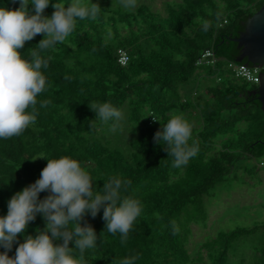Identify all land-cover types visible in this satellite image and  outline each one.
<instances>
[{
	"label": "trees",
	"instance_id": "16d2710c",
	"mask_svg": "<svg viewBox=\"0 0 264 264\" xmlns=\"http://www.w3.org/2000/svg\"><path fill=\"white\" fill-rule=\"evenodd\" d=\"M89 1L102 9L96 19L78 20L63 43L41 52L50 59L41 69L47 83L37 97L35 123L19 136L0 139V217L16 192L40 178L46 158L69 156L89 172L94 190L119 178L121 198L139 199L142 208L125 243L119 233L105 230L103 208L95 218L86 213L81 224L91 225L98 237L84 253L86 264H120L132 257L133 264H264V223L221 231L194 253L188 247L192 226L207 221L205 201L214 190L239 181L240 173L255 177L264 169L256 165L264 160L257 86L233 78L227 68L240 54L232 38L264 0H173L164 15L138 0L132 10L112 6L113 0H83ZM56 2L67 7L72 0H50L44 16L51 17ZM19 7L20 0H0V8ZM41 39L43 34L27 41L22 56L29 58L28 50ZM119 49L128 55L125 66L117 61ZM205 49L213 51L216 65L194 67ZM246 63L245 58L238 64ZM44 100L51 103L40 107ZM94 102H110L123 113L116 131L114 120H96L89 107ZM150 112L157 119L151 124ZM173 112L191 123L189 144L199 146L181 168L172 167L173 157L154 141ZM49 194L43 191L39 199ZM44 227L38 213L8 255L14 257L25 236Z\"/></svg>",
	"mask_w": 264,
	"mask_h": 264
},
{
	"label": "clouds",
	"instance_id": "9594fccd",
	"mask_svg": "<svg viewBox=\"0 0 264 264\" xmlns=\"http://www.w3.org/2000/svg\"><path fill=\"white\" fill-rule=\"evenodd\" d=\"M49 3L50 0H20L18 9L0 8V139L19 136L37 119V97L45 91L47 83L41 69L48 67L50 59H45L41 52L63 43L75 30L78 20H94L102 10L98 3L83 0H72L67 7L56 2L49 18L43 15ZM119 3L125 10L137 6V0H119ZM207 28L205 21L204 29ZM38 34H43V39L28 50L29 58H25L20 49ZM49 103L44 100L40 107ZM89 107L96 113V120L104 123L114 120L111 130L119 128L123 113L110 102H94ZM192 133L191 123L183 113L176 112L155 133L154 141L164 145L168 156L173 157L172 167L181 168L197 155L198 144L194 140L189 144ZM46 159L40 178L16 192L8 201L7 215L0 217V247L5 249L0 252V264H86L84 253L96 246L98 237L91 225H82L81 221L86 213L95 218L101 208L105 230L119 233L121 243H125L141 214L140 200L122 199V181L116 177L94 190L91 175L76 159L69 156ZM43 191L50 194L40 200L39 193ZM38 213L45 220L44 229L38 230L36 236L26 235L15 256L10 257L8 252L18 242V235L26 231ZM177 231L174 227L173 235ZM73 241L74 247H70ZM136 258H125L120 264H133Z\"/></svg>",
	"mask_w": 264,
	"mask_h": 264
},
{
	"label": "rangeland",
	"instance_id": "374dc122",
	"mask_svg": "<svg viewBox=\"0 0 264 264\" xmlns=\"http://www.w3.org/2000/svg\"><path fill=\"white\" fill-rule=\"evenodd\" d=\"M170 1L173 0H138L163 15L166 13V3ZM111 4L121 6L119 0H113ZM246 164L253 165V162ZM240 177L243 180L220 184L214 190V197L206 199L207 221L204 225L192 226L188 245L191 253H194L202 242L214 238L221 231L264 223V169L255 177L244 173H240ZM203 254L205 255V252Z\"/></svg>",
	"mask_w": 264,
	"mask_h": 264
},
{
	"label": "water",
	"instance_id": "95a60500",
	"mask_svg": "<svg viewBox=\"0 0 264 264\" xmlns=\"http://www.w3.org/2000/svg\"><path fill=\"white\" fill-rule=\"evenodd\" d=\"M240 49L236 62L241 63L247 59L244 67H261L264 64V4L244 25V30L237 37L232 38ZM259 84L257 86L258 100L264 112V71L259 72Z\"/></svg>",
	"mask_w": 264,
	"mask_h": 264
},
{
	"label": "built area",
	"instance_id": "2783aa9c",
	"mask_svg": "<svg viewBox=\"0 0 264 264\" xmlns=\"http://www.w3.org/2000/svg\"><path fill=\"white\" fill-rule=\"evenodd\" d=\"M226 23V20H223V24ZM117 61L120 65L125 66L128 62V55L126 51L123 49H119L117 51ZM217 58L215 57L214 53L210 49L203 50L195 59L193 65L196 68H203V67H214L216 65ZM227 68L231 73V76L238 80L246 81L250 84L258 86L259 84V72L261 70L264 71V64L261 67H244L241 64L234 63V62H228ZM218 80H220L218 78ZM155 117L153 116L152 112H150V119L149 124L155 121ZM257 167L264 168V160H261L257 162Z\"/></svg>",
	"mask_w": 264,
	"mask_h": 264
}]
</instances>
